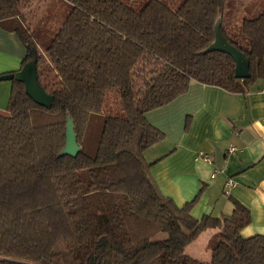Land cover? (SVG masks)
I'll use <instances>...</instances> for the list:
<instances>
[{"label":"trees","instance_id":"1","mask_svg":"<svg viewBox=\"0 0 264 264\" xmlns=\"http://www.w3.org/2000/svg\"><path fill=\"white\" fill-rule=\"evenodd\" d=\"M27 1L0 0V22L28 49L22 67L36 50L39 83L54 101L37 103L13 79L0 113V264H264V234H242L252 221L244 204L233 199L230 214L198 219L191 210L204 187L180 206L144 158L164 138L147 111L192 81L243 92L263 75L264 10L241 22L248 47L221 27L249 58L250 76L239 78L231 55L205 51L227 0H182L175 8L147 0L139 9L124 0H63L68 11L45 46L43 70L40 30L25 22ZM111 88L125 116H102L94 131L91 116ZM67 114L77 156L60 155ZM207 229L215 232L203 260L186 248Z\"/></svg>","mask_w":264,"mask_h":264},{"label":"crops","instance_id":"2","mask_svg":"<svg viewBox=\"0 0 264 264\" xmlns=\"http://www.w3.org/2000/svg\"><path fill=\"white\" fill-rule=\"evenodd\" d=\"M251 2L238 8V19L255 17L264 10V0ZM226 12L222 28L233 38V19L226 18ZM27 54L17 32L1 21L0 75L18 71ZM4 81H0V113H6L12 86V82ZM145 115L164 133L162 140L144 151L146 161L153 163L151 174L161 191L182 206L203 186L191 210L198 219L209 214H230L236 199L252 216L242 234H264V64L263 75L243 92L192 81L186 92ZM230 179L232 185L227 184ZM214 232L207 229L197 238L206 237L204 250L196 239L186 252L209 260L207 242Z\"/></svg>","mask_w":264,"mask_h":264},{"label":"rangeland","instance_id":"3","mask_svg":"<svg viewBox=\"0 0 264 264\" xmlns=\"http://www.w3.org/2000/svg\"><path fill=\"white\" fill-rule=\"evenodd\" d=\"M126 3L132 5L134 8L139 9L147 0H124ZM169 6L175 8L182 0H163ZM28 6L25 12V22L28 26L35 30L37 27V32L40 30V37L37 38L38 42V51L41 55L40 59V69H45L46 66H49V61L45 51V46L51 40L53 34L60 27L63 18H65L68 11V5L63 0H28ZM251 0H227L226 5V18L229 16L233 19L234 25V36L233 39L238 41L241 46L248 47L249 41L247 37L242 33L240 23L242 22L243 17L240 19L236 16V12L240 6L243 4H251ZM37 32H35L37 34ZM243 39V40H242ZM2 81V80H1ZM4 82H12V80H5ZM111 115L116 117H124L125 112L122 105V100L117 88H111L107 90L104 97L102 109L100 112H97L91 116L90 127L92 130L97 131L99 123H101L102 116ZM166 236V235H165ZM206 237L203 235L195 242H198L201 245V249L204 250L206 245ZM194 243V242H193ZM191 255L199 257L200 259H207L203 255L199 256L188 250ZM204 252V251H203ZM207 254L209 255V249H207ZM210 256V255H209ZM209 256H207L209 258Z\"/></svg>","mask_w":264,"mask_h":264},{"label":"water","instance_id":"4","mask_svg":"<svg viewBox=\"0 0 264 264\" xmlns=\"http://www.w3.org/2000/svg\"><path fill=\"white\" fill-rule=\"evenodd\" d=\"M222 17H218L214 26L215 37L213 42L206 48L207 51H222L232 56L235 61V75L239 78H247L250 76V61L248 56L238 47L228 41L222 31ZM38 54L33 49V58L27 61L23 67L17 72H10L0 75L1 80L16 79L23 82L25 90L31 98L37 103L51 107L54 96L49 94L39 83L37 73ZM81 147L78 143L74 122L72 117L67 114L66 124V142L60 155L77 156Z\"/></svg>","mask_w":264,"mask_h":264},{"label":"built area","instance_id":"5","mask_svg":"<svg viewBox=\"0 0 264 264\" xmlns=\"http://www.w3.org/2000/svg\"><path fill=\"white\" fill-rule=\"evenodd\" d=\"M263 125H264V119H263ZM232 149H233V148H232ZM227 184H228V185H232V184H233V180H231V179L228 180V181H227Z\"/></svg>","mask_w":264,"mask_h":264}]
</instances>
